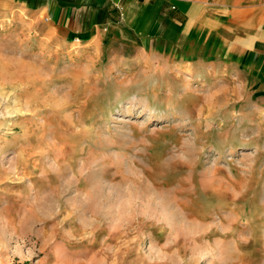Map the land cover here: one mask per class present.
Masks as SVG:
<instances>
[{
    "label": "rangeland",
    "instance_id": "obj_1",
    "mask_svg": "<svg viewBox=\"0 0 264 264\" xmlns=\"http://www.w3.org/2000/svg\"><path fill=\"white\" fill-rule=\"evenodd\" d=\"M14 9L0 264H264V91L236 67L64 42Z\"/></svg>",
    "mask_w": 264,
    "mask_h": 264
},
{
    "label": "crops",
    "instance_id": "obj_2",
    "mask_svg": "<svg viewBox=\"0 0 264 264\" xmlns=\"http://www.w3.org/2000/svg\"><path fill=\"white\" fill-rule=\"evenodd\" d=\"M9 6L64 42L197 72L236 67L264 91V0H0Z\"/></svg>",
    "mask_w": 264,
    "mask_h": 264
},
{
    "label": "bare ground",
    "instance_id": "obj_3",
    "mask_svg": "<svg viewBox=\"0 0 264 264\" xmlns=\"http://www.w3.org/2000/svg\"><path fill=\"white\" fill-rule=\"evenodd\" d=\"M15 6H16V5H15ZM19 8H20V7H19ZM14 10H15V9H14ZM19 10H20V12L23 11L22 8H20ZM19 10H17V11H19ZM16 13H19V12H16ZM20 14L22 15V12H21ZM23 14H24V13H23ZM176 66H177V65H176ZM188 74H189V73H188ZM147 100H148V99H147ZM149 101H150V100H149ZM149 101H148V102H149ZM148 105H149V104H148ZM149 108L151 109V106H150V105H149ZM154 112H155V114L159 115V114L157 113L158 111H155V108H154Z\"/></svg>",
    "mask_w": 264,
    "mask_h": 264
}]
</instances>
